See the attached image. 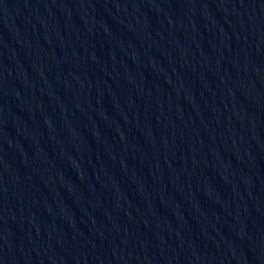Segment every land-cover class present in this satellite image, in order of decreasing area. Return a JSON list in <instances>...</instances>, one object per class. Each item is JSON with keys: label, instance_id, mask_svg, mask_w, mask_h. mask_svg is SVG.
Returning <instances> with one entry per match:
<instances>
[{"label": "water", "instance_id": "water-1", "mask_svg": "<svg viewBox=\"0 0 264 264\" xmlns=\"http://www.w3.org/2000/svg\"><path fill=\"white\" fill-rule=\"evenodd\" d=\"M0 264H264V0H0Z\"/></svg>", "mask_w": 264, "mask_h": 264}]
</instances>
